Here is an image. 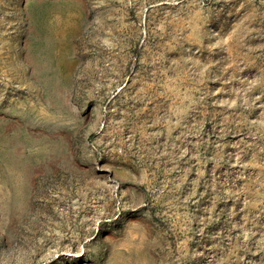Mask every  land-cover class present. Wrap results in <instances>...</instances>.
I'll return each mask as SVG.
<instances>
[{"label": "rangeland", "instance_id": "obj_1", "mask_svg": "<svg viewBox=\"0 0 264 264\" xmlns=\"http://www.w3.org/2000/svg\"><path fill=\"white\" fill-rule=\"evenodd\" d=\"M0 264H264V0H0Z\"/></svg>", "mask_w": 264, "mask_h": 264}]
</instances>
